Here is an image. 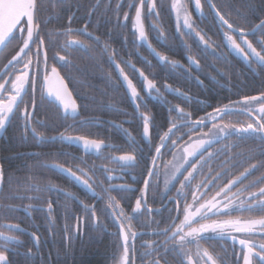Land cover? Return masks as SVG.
Wrapping results in <instances>:
<instances>
[{
  "label": "flooded vegetation",
  "instance_id": "obj_1",
  "mask_svg": "<svg viewBox=\"0 0 264 264\" xmlns=\"http://www.w3.org/2000/svg\"><path fill=\"white\" fill-rule=\"evenodd\" d=\"M54 2L55 0H41L43 8L40 12V16L42 17L40 28L41 34L45 36L46 48L48 50V75H51V67L55 66L59 76L63 78L77 105L78 117L76 120H73L71 117L68 119L64 118L65 114L62 106L57 101L47 98V85H45L44 89L46 99L41 101L38 82L36 92L38 108L35 114V121L38 123H34L32 126L36 127L38 132H42L46 136L58 137L60 133H64L66 137L83 136L88 139L103 140L104 145H107V147L102 145L99 153H97L95 151L86 152L81 146L66 140L61 142L58 139L55 142L39 143L33 139L31 134H29L27 140H21L20 134L23 129V121L17 116L8 123L0 137V163H3L5 170L12 169L11 167L14 168V166H16L14 160L16 159L10 155L12 154L20 156L21 158H27L28 156L33 157L31 160L35 163L37 162V164H34L35 168L45 167L44 165H62L64 168L73 169V171L80 168L87 173L82 179H88L89 183L93 185L95 193L99 194V196L94 195L83 183L73 180L67 173L60 171L58 167H45L65 178L58 176L52 178L42 174L39 176H32L31 179L26 181L27 185L25 190H16L15 192L7 193L4 200L8 201V205L16 206L17 210L15 212H9L7 209L1 211V214L6 217L5 219H0V230H4L6 226L15 224H19L21 227L27 229L20 237L23 242L22 245L10 251V259L13 264H61L62 262L69 261L66 260V258L71 253H74L76 245H73L77 239L73 233V239L69 247L68 241L64 239L63 229H65V227L69 229L73 228L77 222V217L87 216L82 206L83 204L93 205L97 208V215L103 222V230L97 233L95 230L96 226H89L90 222H88L82 224L80 237L86 235L90 240H97V246L103 254V264H119L122 256V249L117 247L122 239L117 235L120 222L115 219L112 214V209L102 214V210L109 203V193L104 192L103 189L109 188L110 184L120 186L127 183L136 189L142 188L143 185L142 183H134L129 176H124L123 179H121L122 172L120 166L112 158L130 154L132 152L130 145L134 140L143 150L144 159L141 160L140 166L132 172V175L136 176L137 181L141 180V174L146 167L145 161L150 159L149 153H154V145L159 143V135H162L170 125L168 124L167 128L159 133L154 132L150 125L149 134L145 137L143 135V121L140 118V114L136 111L135 103L131 99L115 64L111 62L109 56L104 54L101 49L97 48L94 44L87 50L77 47H64V41L67 38L57 36V33L66 26L67 17L74 14L77 21L73 24L74 28L81 27L82 22L87 19L91 22L89 30L94 31L96 35H100L102 40L107 39L108 28L112 27V25L107 22V18L112 16L117 0H112L111 7H109V0H102L101 6L95 10V14L92 16H86V12L90 7L95 5V0H67L69 6L62 8H53L52 5ZM155 2L156 8L153 13H148L147 4L143 9L142 23L148 36V41L157 52L168 56L169 60L177 61L179 66L173 67L170 63L165 64L149 49L148 45L143 42H137L136 46L133 47V40L135 38L132 35V31L135 7L128 8L127 5L129 3H135L138 6L139 0H123L124 6L120 10V16L121 23L124 24L125 27L117 29L109 42L112 49L119 54L117 57L118 61L130 60L131 63L136 65V68L143 70L149 79L155 80L157 87L161 89L164 97L170 102V104H166L164 99L155 98L154 95L147 96L144 91L145 85L139 77V74L133 72L123 63L121 64V67H125V71L133 80V84L137 87L141 96H144L146 102L150 103L155 113L159 111L163 113L161 119L167 121L171 118L166 111L170 105L178 106L185 112L191 113L193 119H198L203 117L206 112H211L212 109L217 106L229 105L230 102L240 101L243 96H258L261 91H264V86L260 89H255L252 85V90L250 91L240 89L243 84H241L242 80H245L246 77L252 78L259 77L260 74L264 75V70H261L255 64L249 66L248 61L239 53L224 47L227 43L223 37L226 26L221 25L219 18L216 16L215 12L209 8L206 0H201L202 10H198L195 7V0H155ZM173 4L176 5L175 8H173ZM217 8H219L218 5ZM124 12L129 13L127 21L123 20ZM177 12H179V22L181 25H183L184 19L187 16L189 22H194L195 31H199L201 35H205V39L210 37L211 41L215 42V44H219V42L222 41L223 45L220 49L216 52H213L211 48L205 49L196 36L195 31H192L191 34L187 36L182 35V33H188L189 29L187 27H181L179 31L177 30ZM234 14H236V10ZM261 19H264V12L257 14L255 19H249L245 22L247 24H254L255 26ZM98 22L100 26L97 30L96 26ZM252 28H247L245 30L249 31ZM161 32L163 35H161ZM122 37H127V43L123 41ZM261 38L259 31L247 37L258 51L260 50L258 41ZM49 40H55L56 46L54 47L52 43H49ZM185 43L191 47V54L193 57L200 61V67H196V65L192 64L187 58L189 51L185 47ZM21 46L22 43L17 34V37L1 50L0 74L7 73L10 70L6 68L5 65L8 64V61L15 55ZM57 52L66 57V63L58 58L54 59ZM220 52H223L226 60L217 59V55ZM99 53L102 54L103 66L106 67L109 73L110 67L113 66L114 75H103L105 79L104 87L106 89V96L109 98L108 103L106 104L103 101L100 103L99 108H94L84 97L78 99L79 93L77 91V83H74V81L78 79L76 70L80 59H84L86 55L92 57L94 54ZM227 64H229L228 69ZM19 67L22 68L23 65L21 64ZM189 67L191 70L187 71ZM41 68L43 69V65H41ZM195 76H199L200 79L204 81V84H198L196 79H194ZM2 82L3 81L0 80V83ZM165 84L171 85L172 89H179L180 92L186 93L190 99L185 100L176 91L165 90L163 87ZM113 85L116 89H121L123 91L129 102L126 114L120 117H114L108 113L109 108L119 103V101L115 99L116 94L111 92ZM190 89L198 92L192 93ZM27 100L28 97L25 96V101ZM235 107L236 112L239 113V104H236ZM253 107L258 109L260 105L254 104ZM140 111L152 118L142 109H140ZM176 115V112L172 113V117ZM253 119H258V116H254ZM84 121H86V123H82ZM251 122L253 121L250 120L249 116L246 114H233L225 117L223 121V123L235 124L238 128L242 125L246 126ZM127 123L134 127L139 124V131L135 132V134V130H130ZM217 123L220 122L217 121ZM210 128L211 124L203 128L202 132L206 133ZM8 130L11 135L10 139L6 136ZM125 130H127V135L125 134ZM200 135L201 133L199 131L197 133H190L187 128L181 129L173 136V139L182 137V139L178 141L177 149L173 151L179 156L193 140L200 138ZM190 136L191 139H189ZM203 138L209 139V137ZM212 139H214V137H212ZM2 140H4V142ZM149 141H151L153 147H150ZM4 150L10 153L8 154V159L2 156ZM209 152L213 153L214 156L203 169L204 175H197L196 179L192 182L193 189L196 184L208 175L209 169L212 170V176H215L216 172L227 170V175L217 181L218 186H222L229 179H232L235 175L243 171L245 167H248L249 164L264 160V156L261 155V153H264V141L261 140L260 135L255 133L243 136L239 133L227 137L221 136L218 142H214L204 151L203 154L205 158H207ZM42 153L43 155L38 156V160L34 158ZM189 159L195 161L199 159V156L195 158L190 157ZM169 161L172 163L165 169L164 166L168 164ZM225 161H229V163L225 164ZM157 163L160 165V175L159 179L153 182L152 189L147 196V206L148 208L159 211H154L152 214H149L142 207L139 211L134 213L135 201L140 196L139 191L121 193L117 190L110 193L112 197L116 198L115 203L117 207L115 211L123 209L125 216L131 218V230L142 234L138 236L135 241V264H141L140 256L145 251V249L141 247V244L152 240L163 239V237L153 235V233L157 231V224L153 223V221H162L159 224L160 228L171 223V221L168 220L169 211H167V209H173L175 205L167 199V196L174 197L176 195V189L180 187L178 182L171 180V172L175 166H178L182 162L174 160L173 155L165 150L163 157L158 160ZM233 165L236 166L233 167ZM104 169L108 171H104ZM166 171L168 175H165ZM188 171H191V168H189ZM187 174V172H183L182 175H179L178 179L183 180L184 176ZM77 175H81V173L77 172ZM260 175H264V168L253 171L244 183L247 184ZM109 176L114 177V179L109 180ZM89 177L91 179H89ZM29 184L31 185L30 189L28 188ZM45 185H51L59 189V191H52L50 193L40 192L38 186ZM217 190L218 188L201 189V191H206L207 195L195 205H193L192 195L189 194L186 203L188 205H193L190 207L189 211L196 212L200 203L211 201ZM255 190L256 189H253V191ZM1 191L2 189H0V194ZM166 192L167 196L165 195ZM233 192H236L235 188H233ZM13 196H40L41 199L39 201L29 199L14 200L12 199ZM246 196L247 193L240 194L239 201H245ZM100 197L103 198L101 199ZM121 197H123V199ZM47 199L53 201L54 212L52 213V223L49 222V218L45 214V200ZM219 199L220 198L217 197V200ZM239 201L233 198V205L237 208L243 207ZM29 204L35 205L37 208L43 207L45 211H26L25 209ZM182 210L183 203L181 204L180 219H183ZM171 215L175 216L176 212L173 211ZM258 217V213L234 211L230 217L221 216L214 217L213 219L222 222L226 219L247 220L249 218ZM201 223H211V221H201ZM34 230L41 237L39 244L35 247L33 246L32 237L29 235V233ZM231 234L239 236V234L235 232ZM210 236V239L206 236L204 241H200L199 248L196 244L187 246L190 250V255L185 258V264H188L189 260L191 264H196L197 259H199V264H204L205 260L208 259L203 255L205 251L216 261V264H243L239 256L241 249L238 242L234 243L227 236L221 238L220 235L216 233H212ZM254 239L257 243L264 242L260 236H256ZM92 244L93 242L90 243V245ZM28 247H33V251L38 252V255L30 258L25 257L23 253ZM114 254L116 256L115 260L113 259ZM174 256L175 253L168 256L169 264H178L179 258L173 259ZM217 257H223V261L221 262ZM208 264H212V261H209Z\"/></svg>",
  "mask_w": 264,
  "mask_h": 264
},
{
  "label": "snow or ice",
  "instance_id": "obj_2",
  "mask_svg": "<svg viewBox=\"0 0 264 264\" xmlns=\"http://www.w3.org/2000/svg\"><path fill=\"white\" fill-rule=\"evenodd\" d=\"M101 2L102 0H95V5L89 8L86 12V16L94 15L95 10L101 6ZM262 2H264V0H262ZM206 3H208L209 8L215 12L221 25L226 26V30L223 32V37L227 43L224 47L239 53L248 61L249 66L255 64L261 70H264V19H261L259 24L255 25L252 28V31L249 32L246 31L244 27L231 21L229 14L222 13V10L217 8V5L212 2V0H206ZM146 4L148 7V13H153L156 8L155 0H139L138 6L135 3H129L127 5L128 8L135 7L132 31V35L135 38L133 40V47L136 46L137 42H143L148 45L149 49L155 53L162 62L165 64L170 63L173 67L179 66L177 61L169 60L168 56L157 52L148 41V36L142 23L143 9ZM65 6H69L67 0H55L52 5L53 8H62ZM111 6L112 0H109V7ZM123 6V0H117L112 16L107 18V22L112 25V27L108 28L107 39L105 40H102L101 36L96 35L94 31L89 30L91 22L87 19L82 22L81 27L74 28L73 24L77 22L74 14L67 17L66 26L57 33V36L67 38L64 41V47H77L87 50L94 44L97 48L101 49L104 54L109 56L111 62L115 64L119 76L127 85L131 98L135 103L136 111L139 112L140 118L143 121V135L147 137L150 125L155 128L154 118H150L144 112L140 111L141 107L145 109L147 108L145 97L141 96L137 87L133 84V80L125 71V67H121V64L123 63L133 72L139 74V77L145 85L144 91L147 96L154 95L155 98L164 99L166 104H170V102L164 97L161 89L157 87L154 79H149L148 76L145 75V72L136 68V65L131 63L130 60L118 61L117 57L119 54L111 47L109 41L111 40L113 33L117 29L125 27V25L121 23L120 16V10ZM175 7L176 5L173 4V8ZM195 7L198 10H202L201 0H195ZM42 8L43 4L41 3V0H0V46H7V44L11 43V41L17 37V34L22 43L19 50L11 57L8 64L5 65V67L10 70L7 73L0 74V80L3 81L0 83V130L6 129L8 123L14 117L18 116V118L23 121V129L20 134L21 140H27L29 134H31L33 139L39 143L55 142L58 139L61 142L65 140L69 142H79L86 152L95 151L99 153L101 146L104 145L103 140L88 139L83 136L66 137L64 133H60L58 137L46 136L44 133L38 132L36 127L32 126L34 123H38L35 121V114L38 108L36 99L38 82L41 101L46 99L44 89L45 85H47V98L59 101L65 114L64 118L68 119L71 117L73 120H76L78 117V110L75 101L73 100L69 103L64 98L65 95L70 97V93H67L63 78L59 76L57 68L52 66L50 69L51 76L48 75V50L46 48L45 36L41 34L40 28L42 20L40 12ZM128 18L129 13L124 12L123 20L127 21ZM99 26L100 24L98 22L96 26L97 30L99 29ZM181 27H187L189 29L188 33H182V35L185 36L190 35L192 31H195L194 22H189L187 16L184 19L183 25L180 24L179 12H177V30L179 31ZM257 31L260 32L262 37L258 41L260 45L259 51L253 46V43L247 39L249 35L255 34ZM195 34L205 49L211 48L213 52L220 49L221 45L215 44V42L211 41L210 37L205 39V35H201L199 31H195ZM161 35H163L162 32ZM122 39L127 43V37H122ZM48 42L52 43L54 47L56 46L55 40H49ZM185 47L189 51L187 58L192 64H195L196 67H200V61L195 59L191 54V47L187 45V43H185ZM56 58L65 61V63L67 62L66 57L60 55L59 52L56 53L54 59ZM217 59L226 60V57H224L223 52H220L217 55ZM21 64L23 65L22 68L19 67ZM41 65H43V69L41 68ZM190 70L189 67L187 71ZM53 77L56 78L55 81L53 80ZM194 79H196L198 84H204V81L201 80L199 76H195ZM55 83H58L60 87L54 88ZM163 87L165 90L176 91L185 100L190 99L186 93L180 92L179 89H172L171 85L165 84ZM25 96L28 97L27 101H25ZM236 104H239L240 106L239 113L236 112ZM254 104H259L260 107L255 109L253 107ZM166 111L168 116L171 117L166 122L170 127H168L162 135H159V143L154 145V153H149L150 159L145 161L146 167L141 174V180L137 181L136 176L132 175V172L140 166L141 160L144 159L143 150L134 140L130 145L132 148L130 154L121 155L118 158H112L120 166L122 172L121 179H123L124 176H129L134 183H142L143 185L142 188L136 189L127 183L120 186L110 184L109 188L103 189L104 192L109 193V203L102 210V214L107 213L109 209H112V214L115 219L120 222L117 235L122 239L117 247L122 249V256L119 264H135V241L137 237L142 234L131 230V218L125 216L123 209L115 211L117 207L115 203L116 198L112 197L110 193L117 190L121 193L139 191L140 196L135 201L133 212L135 213L139 211L142 207L149 214H152L154 211H159L148 208L147 196L152 189L153 182L159 179L160 165L157 161L163 157L165 150L173 155L174 160L182 162L178 166H175L171 172V180L178 182L180 187L176 189V195L174 197L167 196V192L165 193L167 199L175 205L173 209H167V211H169L168 220L171 221V223L160 228L159 224L162 221H153V223L157 224V231H155L153 235L163 237V239L152 240L141 244V247L145 249L144 253L140 256L141 264H169L168 256L173 253H175L173 259L179 258L178 264H185V258L190 255V250L187 246L196 244L199 248L200 241H204L206 236L210 239V234L212 233L220 235L221 238L227 236L234 243L238 242L241 249L239 256L242 259L243 264H264V242L257 243L254 239V237L260 236V238L264 240V175L256 177V179L251 180L247 184L244 183L253 171L264 168V160L249 164L248 167H245L243 171L238 175H235L232 179H229L222 186H218L217 181L227 175V170L216 172L215 176H212V170L209 169L208 175L196 184L194 189L192 186V182L196 179L197 175H204L203 169L208 165V161L214 156L213 153L209 152L207 158H205L203 154L204 151H206L207 147L213 142H218L221 136L227 137L237 133L243 136L255 133L260 135L261 140L264 141V91H261L258 96H243L240 101L230 102L229 105L217 106L213 108L211 112H206L203 117L198 119H193L191 113L185 112L178 106L170 105ZM173 112L177 113L175 117H172ZM233 114H246L253 122L248 123L246 126L242 125L239 128L235 124L223 123L225 117ZM254 116H258V119H253ZM217 121L220 123H217ZM82 123H86V121ZM209 124H211L209 131L206 133L202 132V129ZM183 128H187L190 133H197L199 131L201 135L200 138L194 142L191 151L184 149L178 156L173 150L177 149L178 141L182 139V137H176V139H173V136ZM125 134H128L127 130H125ZM203 137H209V139H204ZM212 137H214V139H212ZM189 139H191V136ZM149 145L150 147H153L151 141H149ZM104 146L107 147V145ZM261 155L264 156V153H261ZM197 156H199L198 160L193 161L189 159L190 157L195 158ZM35 158L37 160L39 159L38 156ZM171 163L172 162L169 161L168 164L164 166L165 169H167L168 165ZM227 163H229V161H225V164ZM44 166L52 168L58 167L60 171L66 172L73 178V180L83 183L94 193V195L99 196V194L95 193V189L93 188V185L89 183V180L82 179L84 175H87L83 169L77 168L73 171V169L64 168L62 165ZM235 166L236 165H233V167ZM26 167L30 169L32 166L26 165ZM189 168H191V171H188ZM104 171L108 170L104 169ZM77 172L81 173V175H77ZM183 172H187L188 174L184 176L183 180H179L178 177L179 175H182ZM165 175H168L167 171L165 172ZM29 179H31V177ZM89 179L91 178L89 177ZM108 179L112 180L114 177L109 176ZM19 183L20 180L18 178L6 176L4 165L3 163H0V189H2L5 184L10 187L13 184L18 185ZM28 188H31L30 184L28 185ZM210 188H218L215 192V196L212 197V200L206 203H200L196 212L189 211L190 207L199 203V201L207 195V192L201 191V189ZM233 188L236 189V192H233ZM253 189L256 190L253 191ZM38 190L42 193L59 191V189L51 185L38 186ZM243 193H247L245 198L246 202L239 201V195ZM189 194L192 195L193 205H188L186 203ZM217 197L220 199L217 200ZM100 198L102 199L103 197ZM121 198L123 199V197ZM233 198L239 201L243 207L237 208L234 206ZM12 199L39 201L41 197L13 196ZM45 203V214L49 218V222L52 223V213L54 212L53 201L47 199L45 200ZM182 203L183 219H180ZM82 206L84 207L87 216L77 217V222L73 228L69 229L68 227H65V229H63L64 239L68 241L69 247L71 246L73 233L75 234V237L79 239L82 231V224L90 222L89 226L95 225L97 233H100L103 230V222L97 215V208L93 205L86 204H83ZM6 207L9 212H15L17 210L16 206L13 205H7ZM25 210L45 211V208H37L35 205L29 204ZM173 211L176 212L175 216L171 215ZM234 211L258 213L259 217L249 218L247 220L226 219L222 222L213 219L214 217L221 216L230 217ZM201 221H211V223H201ZM26 231L27 229L21 227L19 224L9 225L6 226V229L0 230V264H13L10 259V251L11 249L22 245L23 242L20 237ZM232 232L239 234V236L232 235ZM29 235L32 237L33 246L35 247L38 245L41 237L37 232L35 230L31 231ZM23 254L25 257L30 258L38 255V252L33 251V247H28ZM203 255L208 258L205 260L204 264H208L209 261H212V264H216V261L213 260L206 251ZM113 259H116L115 254ZM217 259H220L221 262L223 261V257H217ZM188 264H191L190 260ZM196 264H199V259H197Z\"/></svg>",
  "mask_w": 264,
  "mask_h": 264
},
{
  "label": "trees",
  "instance_id": "obj_3",
  "mask_svg": "<svg viewBox=\"0 0 264 264\" xmlns=\"http://www.w3.org/2000/svg\"><path fill=\"white\" fill-rule=\"evenodd\" d=\"M213 2H215L219 6V9L222 10V13L229 14L231 21L235 22L236 24H239L245 29L252 28L254 26V24H247L245 22L246 20L255 19L257 14H259L260 12H264V2H262V0H213ZM235 10H236V14H234ZM219 44L222 46L223 45L222 41H220ZM228 67L229 64H227V69ZM76 72L78 74L77 77L78 79L75 80L74 83H77V91L79 93L78 99L84 97L86 100H88V102H90L93 105L94 108H99L100 103H102L103 101L107 104L109 98L106 96V91H105L106 89L104 87L105 79L103 78V75L113 76L114 69L113 66H111L109 73L106 67L103 66L102 54L100 53L94 54V56L92 57L86 55L84 59L81 58L80 62L78 63V68ZM241 84H242V86L240 87L241 90L250 91L252 90V86L255 89H260L262 86H264V75L260 74L259 77H252V78L246 77L245 80L241 81ZM190 91L192 93L198 92V91L195 92V90L192 89H190ZM111 92L116 94L115 99L119 101V103L109 108L108 113L114 117H120L122 115H125L127 111V106H129L127 97L125 96V94L121 89L120 90L116 89L114 85L111 89ZM141 109L146 113H148L152 118H154L155 128L152 127V130L154 132L159 133L167 128L168 126V124L166 123L167 121L161 119V116L163 115L161 111L155 113L150 103H147L146 109L143 107H141ZM127 124L126 125L130 130L133 129L135 130L134 133L138 132L140 129L139 124H137L135 127L129 123ZM6 136H8L9 139L11 138L9 130L7 131ZM2 141L4 142V140ZM8 154L10 153L4 150L2 156L5 157V159H8L9 157ZM10 155L14 157V159H16L14 160L16 166H14V168L11 167L12 169L5 170L6 176L18 178L20 180V183L18 185L13 184L10 187L7 184H5V186L2 188L0 194V219H5L6 217L5 215L1 214V211H3V209H7L6 206L8 205V201L4 200L5 195L7 193L15 192L16 190L18 191L25 190V187L27 185L26 181L30 177L39 176L42 174V175L50 176L52 178H54V176L65 178L64 176L54 171L48 170L45 167L35 168L34 164H37V162L35 163L33 160H31L33 159V157L31 156H28L27 158H21L20 156H16L12 154ZM41 155H43V153L37 156H41ZM26 165L32 167L29 169L28 167H26ZM91 242H93L92 245H90ZM96 242H97L96 239L90 240L86 235L79 237V239H76L73 245V246L76 245V249L74 253H71L66 258V260L69 261L68 262L65 261L64 263L62 262L61 264H103L102 262L103 254L102 251L97 246Z\"/></svg>",
  "mask_w": 264,
  "mask_h": 264
},
{
  "label": "water",
  "instance_id": "obj_4",
  "mask_svg": "<svg viewBox=\"0 0 264 264\" xmlns=\"http://www.w3.org/2000/svg\"><path fill=\"white\" fill-rule=\"evenodd\" d=\"M259 24V23H258ZM252 31V29L251 30H249V32H251ZM5 46H0V52H1V50L4 48ZM51 76V75H50ZM53 80L55 81L56 80V78L55 77H53ZM123 80V79H122ZM64 81V80H63ZM124 82V81H123ZM125 84V83H124ZM64 86H66V84H65V82H64ZM55 87H60V85L58 84V83H55L54 84V88ZM125 87H126V89H127V91H128V93L130 94V92H129V90H128V88H127V85L125 84ZM46 88H47V86H46ZM66 89H67V93H70V91L68 90V88H67V86H66ZM130 97H131V95H130ZM65 100H67L69 103H71V101H73V97H72V95H71V93H70V97L68 96V95H65ZM132 99V98H131ZM133 100V99H132ZM58 103H59V101H57ZM5 130V129H4ZM4 130H0V137L2 136V134H3V132H4ZM205 139V138H204ZM206 139H208V138H206ZM196 140H193L185 149H187L188 151H191L192 150V146H193V144H194V142H195ZM74 144H76V145H79V146H81V144L79 143V142H73ZM214 143V142H213ZM212 143V144H213ZM211 144V145H212ZM210 145V146H211ZM82 147V146H81ZM209 147V146H208ZM64 173H66V172H64Z\"/></svg>",
  "mask_w": 264,
  "mask_h": 264
}]
</instances>
